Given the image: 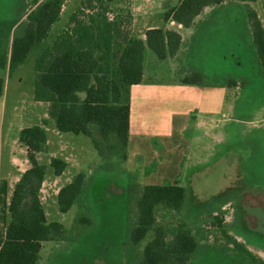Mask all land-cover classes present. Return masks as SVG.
<instances>
[{"label":"rangeland","instance_id":"rangeland-1","mask_svg":"<svg viewBox=\"0 0 264 264\" xmlns=\"http://www.w3.org/2000/svg\"><path fill=\"white\" fill-rule=\"evenodd\" d=\"M33 1L0 0V42L12 38L16 30H24L30 10L36 7ZM84 1L88 2L73 0L72 6L78 11ZM100 2L95 0L93 4L99 7ZM252 6L264 20L261 1L252 2ZM110 8L108 15L122 21L123 34L130 33L127 0H115ZM243 11L247 12L246 8H235L229 18H221V22L218 20L205 27L197 39V56L206 67L214 68L218 73L224 72L212 78V82L222 80L229 84L232 77L239 82L240 86L231 90L227 102L238 97L239 106L244 105L231 110L224 103L214 115L207 116L206 124L198 128L192 122L188 131V137L193 136L192 147L178 180L188 189L186 207L182 213L164 207L157 209L159 223L173 226L185 219L201 240L202 249L189 264H246V260L234 251L235 246L229 244L223 228L214 223L213 215L224 218L230 234L244 235L246 241L257 238L258 243L264 246V224L255 227L258 220L255 215L264 213L257 207L258 203L264 206V188L261 187L264 184V65L253 43L251 28H243L240 15ZM65 20L51 28L42 46L35 47L26 62L18 65L12 75L7 69H0V75L6 78L5 95L1 97V101L2 98L7 100L8 122L5 127L8 128L11 122L16 124L11 133L18 130L20 124L29 122L28 119L23 122L25 113L41 111L40 107L32 106L36 59L42 48L50 45L62 30L60 27ZM192 38L188 39L189 54L185 55L188 59ZM163 67L167 68V64ZM160 70L164 71H160L162 80L171 77L167 70ZM16 114L21 117L16 118ZM197 128L199 130L195 131ZM69 135L76 137L71 132ZM96 135L99 137L100 134L96 132ZM48 136L52 151V127ZM77 139L83 147L81 166H71L66 173L74 176L80 171L85 172L89 177L87 192L83 200L67 212H62L58 201L54 202L52 198L49 219L63 223L66 232L60 240L43 242L38 264H140L144 245L152 238L153 232L136 248L128 244L127 235L131 215L129 206L142 189L140 182L145 179V169H124L121 163L115 171H103L101 157L92 138L82 133ZM100 142L106 154L105 167L116 164L120 157L114 154L115 149L111 146L115 137L109 140L100 138ZM47 158L44 154L41 162ZM52 171L49 168L47 174L53 177ZM58 186L53 185L52 189L47 186L46 190L52 191L54 196ZM79 213L91 217L93 224H80L76 220ZM260 219L264 220V217ZM205 255L207 257L204 258Z\"/></svg>","mask_w":264,"mask_h":264},{"label":"trees","instance_id":"trees-1","mask_svg":"<svg viewBox=\"0 0 264 264\" xmlns=\"http://www.w3.org/2000/svg\"><path fill=\"white\" fill-rule=\"evenodd\" d=\"M87 1L70 16L66 28L38 55L35 98L49 102L50 115L55 118L59 130L88 135L105 159L100 138L109 140L115 137V142L111 143L114 154L126 160L130 87L143 80L146 45L160 59H166L178 52L183 36L178 30L163 27L147 29L146 42L134 37L131 32L123 34L122 21L108 15L110 4L115 0H100L99 7L93 4L95 0ZM222 1L181 0L167 11L165 19L173 18L189 27L206 6ZM33 2L36 7L30 10L24 30H16L12 38L0 42V68H8L10 73L25 63L31 51L41 47L49 37L53 24L60 19L66 0ZM128 18L127 25L131 28L130 12ZM248 18L253 43L264 65V26L255 10L249 9ZM182 81L206 84L207 76L202 70L193 68ZM229 84L238 85L239 82L232 77ZM4 86V77L0 76V97ZM92 124L97 125L99 137ZM20 140L27 146L32 166L23 173L11 197L10 222L0 249V264H38L43 242L60 240L66 232L63 223L48 220L41 199L40 192L47 173V165L38 159V153L46 149L48 141L44 125L22 129ZM67 165L59 157L51 158V166L57 175L62 174ZM86 192V173L79 172L60 189V210L67 212L73 205L79 204ZM187 200L188 189L180 183L144 185L134 196L129 206L128 244L136 248L153 232L152 238L144 245L140 264H189L202 249L201 240L189 221L181 219L173 226L158 222L159 207L182 213ZM212 217L214 223L223 228L229 244L235 246L234 251L246 260V264H264L262 257L229 233L223 217ZM76 220L85 226L93 224V219L82 213Z\"/></svg>","mask_w":264,"mask_h":264},{"label":"crops","instance_id":"crops-1","mask_svg":"<svg viewBox=\"0 0 264 264\" xmlns=\"http://www.w3.org/2000/svg\"><path fill=\"white\" fill-rule=\"evenodd\" d=\"M66 1L69 2V0ZM72 1L73 0H70V3L64 4L60 19L53 24L52 29H54L57 26L56 23L62 19L64 22L65 18V23L61 25L60 29L64 30L66 28L70 16L77 11L75 7L72 6ZM180 1L181 0H127L128 9L131 13V34L134 37L146 42V31L152 27L175 29L181 32L183 36V42L178 52L166 59H160L154 50L146 45L144 51L143 80L130 87L131 110L127 159H122L120 162L119 160L121 159L118 158L119 160L117 159L116 164L112 163V166L105 167L104 164L106 159L99 154L102 162L101 169L103 171L107 169L115 171L116 167L121 163L124 169H145V179L143 182H140L142 187L150 184L170 185L180 183L178 180L181 170L184 168V160L187 157L188 150L190 151V147H192L193 136L188 137V131L190 130L192 122L199 128L207 123V116L214 115L216 111L221 109L224 103L229 105V109L231 110L236 109L239 104H241L238 97L231 102H227L231 90L234 87H239L240 84L230 85L224 83L222 80V82H212V78L216 77L217 74H224V72L218 73L214 68L206 67V65L199 60V56H197V39L203 29L218 20L221 22V18H229L231 16L230 12H233L235 8H246L247 10V12H240L244 22V30L251 28L248 18L249 9H253L257 12L264 26L261 13L252 6V2L256 1H261V5L263 4L264 6V1L262 0H223L219 4L208 5L196 16L194 23L189 27L184 26L173 18L169 20L165 19L167 11L177 6ZM191 37H193L191 42V56H189L190 59H188L185 55L189 54L188 39ZM181 59H183L182 62ZM166 64L167 68L163 67ZM193 68L200 69L206 74V84H188L182 81L186 73ZM160 69L167 70V72L171 74V77L167 80H162V78H160L162 74L160 73ZM2 70L5 71V69ZM7 70L9 69L7 68ZM8 73L12 75V73ZM4 80L5 86L2 96L5 95L6 90L5 77ZM1 97L0 249L6 239V231L10 222L9 206L15 186L23 173L32 166L28 157L27 146L20 140L22 129L34 125H44L48 136V131L52 127V151L50 150L51 139L48 136L46 149L38 153L40 162L44 154L46 157L48 156L47 160L44 162V164L47 165V173L49 168L53 169V177L46 173V178L40 192L49 221H54L49 219L52 198L54 202L56 200L58 201L60 189L70 183L75 176H71L72 174L67 175L66 170L71 166L80 167V160H82L81 155H83V147L78 143L79 139H77L79 134L82 133L77 134L71 132L76 134V137H71L69 135L70 132L59 130L55 118L50 115L49 102L37 100L35 98V88L32 97L34 101L32 106L36 108L40 107L41 111L37 113L34 111L25 113L22 116L24 119L23 122L26 121L25 119H28L27 121L29 122L20 124L18 130L13 131V133H11L12 127H15L16 124L11 122L8 128L5 127L8 122L6 120L7 100L2 98L1 101ZM218 103L219 105L217 106L216 104ZM15 117L21 116L16 114ZM45 120L47 121L46 123H44ZM92 128L94 132L99 133L97 125L92 124ZM198 128L195 131H198ZM6 129L7 132L5 131ZM94 147L96 148L95 144ZM52 157H59L68 163L62 174H55L54 168L51 166ZM88 180L89 177L86 174V182H88ZM53 185H59L54 196H52V191L46 190L47 186L52 189ZM261 187L264 188V184ZM257 207L264 212L263 205L258 203ZM255 216L258 219L256 223L257 226L255 227H258L261 223L264 224V220L260 219L264 217V213L262 214L261 212ZM246 217H248V215ZM246 221L248 222V220ZM234 236L243 242L251 251L264 259V246L259 244L260 241L257 238L252 237L246 241L244 240V235L242 237L240 236L241 238L237 235ZM205 257H207V255H205L204 258ZM223 259L224 257L222 260Z\"/></svg>","mask_w":264,"mask_h":264}]
</instances>
